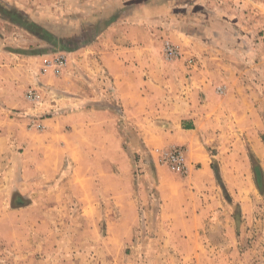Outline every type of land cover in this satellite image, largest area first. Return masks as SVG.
I'll use <instances>...</instances> for the list:
<instances>
[{
  "label": "rangeland",
  "instance_id": "1",
  "mask_svg": "<svg viewBox=\"0 0 264 264\" xmlns=\"http://www.w3.org/2000/svg\"><path fill=\"white\" fill-rule=\"evenodd\" d=\"M211 1L216 0H0V16L21 22L16 11L2 3H11L12 9L22 8L34 17L44 15V26L67 42L38 41L17 30H6L1 39L11 43H0V50L42 54L38 64L31 62L37 67V75L59 76L77 67L70 55L57 50H67L61 48L64 45L75 47L79 44L75 41L86 32L83 41L93 39L94 22L109 20L121 9L159 8L157 26L164 33L159 43L176 45L181 51L177 59L182 58L188 69L196 70L202 65L198 50L193 44H178L184 43L178 37H185L178 32L200 30V23H207L205 15L215 13L207 6ZM165 7L170 10L168 16ZM209 16L208 25L215 15ZM198 32L197 36L206 40L201 36L203 31ZM210 36L216 39L215 29ZM161 50L164 56L163 47ZM203 52L209 57L203 68L214 72L219 66L217 57L223 54ZM59 57L64 64L57 69ZM239 57L234 66L240 83H232L227 103H216V126L203 138L202 146L211 159V181H181L179 177L187 171H173L160 157L175 145L148 150L133 138V128L123 126L121 156L113 143L111 160L100 159L95 165L73 161L68 166L65 159L56 176L31 184L29 197L13 193L11 202H30L27 206L12 211L4 205L9 192L0 185V211L5 220L0 228V264H264V41ZM0 60L3 63L5 58ZM22 90L24 103L16 112L29 117L27 128L33 135L44 129L40 119L66 109L65 96L52 89L26 84ZM48 101L50 112L28 113L29 108ZM181 146L186 156L187 147ZM256 165L260 187L255 180ZM165 200L188 206L217 203L212 211L218 217L195 226L200 233L187 240L170 242L162 238L170 225L156 221L159 205Z\"/></svg>",
  "mask_w": 264,
  "mask_h": 264
},
{
  "label": "crops",
  "instance_id": "2",
  "mask_svg": "<svg viewBox=\"0 0 264 264\" xmlns=\"http://www.w3.org/2000/svg\"><path fill=\"white\" fill-rule=\"evenodd\" d=\"M241 1V4L239 0L211 1L207 6L215 10L209 14L215 15L213 22L208 25L207 13V23H200L202 30H179L185 37L179 36L184 43L178 44H193L198 50L202 65L196 70L188 69L182 58H164L161 50L164 43H159L162 32L156 18L159 8L121 9L109 20L94 22L93 39L85 42V35L79 36L75 47L69 49L64 45L67 50H57L70 55L77 67L59 76L37 75V67H32L31 62L38 64L44 57L42 54L0 50V58H5L3 63L0 60V185L9 192L4 205L12 211L21 208L11 206L13 193L29 197L31 184L56 176L65 159L68 166L73 161L78 165L85 161L95 165L100 159L111 160L113 143L121 156L123 126L133 128V138L148 150L186 145L187 173L179 179L185 183L194 182L195 178L211 181V159L202 144L208 130L216 126V103H227L232 83L236 86L240 83V74L234 66L240 60L239 54L255 50L264 41V0ZM2 4L16 11L22 24L0 16V43H11L1 39L6 30L51 42L43 37L47 32L53 33L42 23L44 15L34 17L22 8L12 9L11 3ZM165 8V14L170 15ZM214 29L215 40L210 36ZM198 31H203L201 36L206 40L197 36L201 33ZM55 37L60 41L56 43L64 42L63 37ZM189 41L194 43H186ZM203 50L223 54L217 57L219 66L214 72L203 68L209 62ZM26 84H39L66 98L62 114L53 113L40 119L44 129L38 135L27 128L29 117L16 112L24 103L21 95ZM50 103L29 108L28 113H48ZM161 190L162 194L167 192L162 187ZM217 206L213 202L188 206L165 200L156 216L157 222L170 225L162 238L181 242L195 232L200 233L195 226L217 218L218 214L214 216L212 211ZM2 216L0 211V228L5 226Z\"/></svg>",
  "mask_w": 264,
  "mask_h": 264
},
{
  "label": "built area",
  "instance_id": "3",
  "mask_svg": "<svg viewBox=\"0 0 264 264\" xmlns=\"http://www.w3.org/2000/svg\"><path fill=\"white\" fill-rule=\"evenodd\" d=\"M164 56L166 59L172 60L177 59L181 56V51L176 45L166 41L163 44ZM188 63H191L192 60L188 59ZM57 69L63 66L64 61L61 57L56 59L55 62ZM217 90L221 92V87H217ZM31 97V96H29ZM161 160L166 163L170 169L180 174H184L187 171V166L185 163V148L181 145H175L172 148L163 151L160 154Z\"/></svg>",
  "mask_w": 264,
  "mask_h": 264
},
{
  "label": "trees",
  "instance_id": "4",
  "mask_svg": "<svg viewBox=\"0 0 264 264\" xmlns=\"http://www.w3.org/2000/svg\"><path fill=\"white\" fill-rule=\"evenodd\" d=\"M18 24H22V23H20V22H18ZM27 28V27H26ZM27 30H29L28 28H27ZM88 30H91V27H88ZM94 30V29H93ZM92 30V31H93ZM93 33V32H92ZM87 34V32L85 33V36H87L86 35ZM43 37L44 38H49V39H51V40H56V37H55V34H53V33H51V32H47V33H45L44 35H43ZM48 39V40H49ZM61 48H66V47H64V46H62ZM67 49V48H66ZM257 167H258V165H256L255 167H254V169H255V180H256V184H257V186L258 187H260L261 186V177H259V174H258V170H257ZM23 204H26V203H18V204H15L14 202H11V206L12 207H17V206H21V205H23Z\"/></svg>",
  "mask_w": 264,
  "mask_h": 264
}]
</instances>
